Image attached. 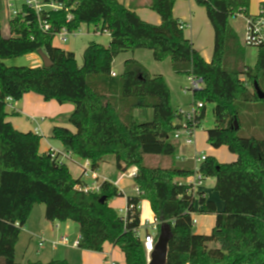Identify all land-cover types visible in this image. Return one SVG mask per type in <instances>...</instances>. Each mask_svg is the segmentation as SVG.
I'll return each mask as SVG.
<instances>
[{
	"label": "trees",
	"instance_id": "16d2710c",
	"mask_svg": "<svg viewBox=\"0 0 264 264\" xmlns=\"http://www.w3.org/2000/svg\"><path fill=\"white\" fill-rule=\"evenodd\" d=\"M46 1L77 2L74 20L67 24L65 11L53 12L47 18L52 28L44 32L37 15L27 11L24 18L6 19L10 34L5 37L0 15V264H23L16 260V245L36 205L45 206L50 222L78 224L79 249L102 252L109 243L121 250L125 264H148L137 233L143 201L150 203L163 225L171 226L166 264H264V98L255 90L258 85L264 95V44L258 47L256 65L249 68L246 47L230 23L239 15L253 17L251 0H197L214 30L210 62L180 28L183 23L174 16L177 0L145 4L160 16L159 25L143 21L134 7L119 0ZM82 24L107 31L110 43L90 42L79 67L75 53L54 46V40L62 27L72 31ZM139 49L150 50L157 62L170 59L178 75L203 80L193 104L203 103L200 122L212 106L215 120L207 141L214 149L224 146L236 156L231 163L208 157L202 164L205 178L215 180L223 211L205 193L198 203L189 193L193 167L190 161L177 160L187 153L170 141L180 115L173 110L163 75H153L136 58H129L122 73L112 76L115 59ZM40 50L54 65L5 64ZM28 93L75 106L68 120L74 130L55 126L51 133L64 152L88 160L95 170L108 156L114 157L120 171L136 168L134 182L140 195L127 197L134 208L126 217L111 206L112 200L124 197L116 185L104 181L99 193L75 189L84 184L82 175L74 178L67 163L59 164L49 152L41 153L39 134L19 131L7 121V99L18 102ZM140 109L151 110V120L140 122L135 116ZM148 155L172 163L148 166ZM103 197L106 201L101 203ZM193 214L215 215L212 234L193 231ZM26 264L70 263L62 259Z\"/></svg>",
	"mask_w": 264,
	"mask_h": 264
},
{
	"label": "crops",
	"instance_id": "0c3cea01",
	"mask_svg": "<svg viewBox=\"0 0 264 264\" xmlns=\"http://www.w3.org/2000/svg\"><path fill=\"white\" fill-rule=\"evenodd\" d=\"M193 1L194 0H188V4H187L189 8L188 13L181 11L175 4L174 16L175 18L181 20V22L184 25H186L184 28L185 37H187L189 40L192 41L195 48L201 53L204 60L206 62H210L213 56V49H214V30L210 23L213 35L210 34L209 37H207V40H205L204 42L203 36L202 34L199 35V30H198L199 29L198 17L200 15V10L198 8V4ZM119 2L124 4L125 6L131 5L132 7H134L136 13L143 21L150 23V24H154V25H159L161 23L160 16L156 12L150 10L149 8L145 6L148 0H119ZM259 2H260L259 12L252 13L249 10L250 15L257 16L260 13L261 3L263 2V0H259ZM205 13H206V10H205ZM206 16H207V13H206ZM208 22H211V21H209L208 19ZM230 23L232 27L234 28V30L239 35L241 43L243 44L245 31H246V23H247L246 17L243 15H239L237 18L232 19ZM205 29L207 30L209 34L208 26H206ZM54 46L59 47L55 43H54ZM70 50L67 49V51H70ZM139 50H136V52H133L132 54L133 56L128 57L125 60L129 58H134V59L136 58V60L142 64L141 58L137 55ZM30 55L31 56L28 59L31 63H28V65L26 66L36 67V66H40L43 64L42 59L40 58L38 54L32 53ZM24 62L26 61L20 60L16 65L25 66V65H20V64H25ZM16 65H9V66H16ZM113 72L115 71L113 70ZM74 109H75V106L72 103L59 104L57 101L53 99L52 101L47 102L40 95H36L35 93H28L23 97L21 101L13 102L7 105L6 112L8 114L7 121H9L16 129H19V131H22V132L32 131L36 133L35 132L36 129L39 128L40 129L39 135L42 137L41 142H40V152L47 153L51 148H58L64 151L63 145L59 141L51 138V133L55 126L68 127L71 130H74L68 121L69 116L74 111ZM148 114L149 116L152 117L151 110L148 112ZM63 116H65V118H63ZM196 148L198 149V143L196 144L195 147L190 148L189 151H186L184 149V152H191L192 150V152L190 153L192 154ZM235 160H236V156H235ZM108 165L109 164L107 161L102 163L98 169V173L100 174L101 178H105L107 181L112 182L114 185H116L120 189V191L124 194L123 198L126 199V203H127V197L137 195L136 194L137 187L136 186L134 187L135 195L128 192L127 189H123L122 181L118 179V177L115 181L111 179V176L113 175L110 174V171L107 169ZM214 185H215V180H214L213 187ZM205 194L207 195L209 200H212L215 202L218 211H223L224 203L220 199L219 194L217 192L212 191V193L210 194V192L205 188ZM114 201L115 199L111 201V206L115 208V206L113 205ZM147 203L149 207V214L146 215L144 219H142V216H141V221H144L145 219L151 218L154 216V213L152 212L151 207H150V203L148 201ZM124 208L121 209L123 212H124L123 210ZM140 209L142 212V208ZM42 211L43 212H41V209H39L37 212V217H36L35 207H34L32 214L29 218V221L27 222L26 226L21 231V236L29 237L32 239L34 237L42 235L48 238L51 244L53 242H58L60 238L65 236L64 235L65 232L69 231L68 223L50 222L45 218L46 211L45 210H42ZM41 213L43 215L42 217H41ZM193 216H194L193 218L196 220V223L194 224V227H193V231L196 234H205V235L212 234V230L214 229L215 222H216L215 215L196 214ZM144 233H145V230L142 229L141 234L144 235ZM78 237H79V232H78L77 239ZM42 241H44L45 243L46 240L42 239ZM73 243H71L69 240V244L67 246L63 244L58 245V246L63 247L61 250L50 248L49 250H46V251L43 250V251L38 252L36 257H33L30 254L28 255V250L25 251V255L29 256L28 258H29V261L31 260V262H36V261L48 262L51 260H62V259L64 260L65 259L69 261L70 264H78L76 263V262H79L77 260L81 259V261H83V264H125L124 255L121 252V250L118 247H115L109 243H106L105 246L109 244L110 247L112 248L107 251H104V248H103L102 252L81 250L77 247H74ZM19 244H20V240L18 241L16 245V260H17V251L19 248ZM43 245L40 247H43ZM115 251H119L118 254H116ZM32 260H36V261H32Z\"/></svg>",
	"mask_w": 264,
	"mask_h": 264
},
{
	"label": "rangeland",
	"instance_id": "374dc122",
	"mask_svg": "<svg viewBox=\"0 0 264 264\" xmlns=\"http://www.w3.org/2000/svg\"><path fill=\"white\" fill-rule=\"evenodd\" d=\"M193 2L197 3V0H194ZM187 4H188V0H177L176 2L177 7L181 11L186 12V13L189 12V8ZM250 5L251 7L249 10L252 13L259 12V6H260L259 0H251ZM198 8L200 10V15L198 17L199 35L202 34L203 40L205 42V40H207V37H209L210 34L213 35L212 28H211L210 22H208V19L205 13V8L199 5H198ZM0 15L2 17L1 19L2 20L1 21L2 30H3L2 34L5 37L9 36L10 34L9 28H8V24L6 23V18H5L7 14L5 13V10H4L3 0H0ZM206 26H208L209 34L207 30L205 29ZM95 30L96 28L93 25L88 26L87 24H82L80 28L78 29V35L76 37H71L67 43H60L58 38H55L54 43L64 50L71 49V51H73L76 55L77 64L79 65V67H81L83 64L84 50H86L85 48L90 42H96V43L102 44L103 46H107L109 44L110 35L107 33H96ZM132 54L133 52L123 53L115 59L113 63V70L118 75L121 74L123 71L122 67H123L124 60L128 57H132L133 56ZM137 55L141 58L142 64L145 66V68L148 71H150L153 75H163V77L165 78L167 82V86H169L171 90V105L173 107V110L175 112L181 111L183 113L193 112L195 109V106L193 104L194 103L193 102L194 91L192 89H189L190 82L188 80V76L176 74L172 69V64H171L170 59H167L163 62L155 61L153 58L152 52L148 49H140ZM30 56H31L30 54H27L25 56H22V58L16 57V58L8 59L5 61V64L16 65L20 60L21 61L25 60L26 61L24 62L25 64H20V65L26 66L28 65V63H31L28 59L30 58ZM257 57H258L257 47H250V46L246 47V65L249 68L254 67L256 65ZM149 111L150 110H142V109L137 110L135 112V116L140 122H147L151 120L150 118L151 116H149L148 114ZM63 118H65V116H63ZM214 120L215 119H213V115H212V106H208L205 119L201 122L200 128L197 131L198 150L204 151V153L207 154L209 157H215L216 160L221 164L231 163L235 161V156L231 154L226 147L223 146L219 149H214L213 147L210 146V144L207 141V136H208L207 131L213 128ZM170 135H171L170 141L175 146L180 148L182 152H184V149L186 151L190 150V147L181 148L180 142L175 140L172 134ZM54 149H56L57 152H60V153L63 152L62 149H58V148H54ZM191 152H186V153L189 155ZM106 161L109 164L107 169L110 171V174L113 175L111 176V179L115 181L118 177V179L122 181L123 189H127L128 192L135 195L134 187L136 186V184L134 182V179L127 177L124 171H120L116 168L113 156H108ZM187 162L189 161H186V162L181 161L180 163H187ZM65 163H67V166L74 178L80 177L82 173V168H81L82 160L79 157L73 156L72 159H66ZM171 163L172 162L169 158H164V157H159V156H149L148 155L145 158V164L148 166L168 167L171 165ZM131 168L133 169V167ZM85 179L86 181H91L90 174L85 176ZM213 184H214L213 178L206 179L204 183V187L210 192V194L212 193V191L216 192L214 190ZM113 205L115 206L118 213L121 216H123L124 212L121 209L124 208V206L126 208V205H127L126 199H124L123 197H118L115 199ZM125 208L123 210H125ZM140 208H142L141 216H142V219H144V217L149 214V207H148L147 201H144L141 204ZM39 209H41V212H43L42 210H45V206L44 205L35 206L36 217H37V212ZM42 216L43 215L41 213V217ZM66 223H68L69 231L68 232L66 231L64 235L69 238L71 243L76 242L78 232H79L78 224L74 221H67ZM41 238L46 240L43 247H40V242L42 241ZM19 240H20V244H19V248L17 251V262L23 263V264H26L29 261V258H28L29 256L25 255V251L27 250H28V255L30 254L33 257H36L37 253L40 251H43V250L46 251V250H49L50 248L61 250L63 248L61 246L53 247L52 245L53 243L51 244L50 240L42 235L31 239L29 237H22L20 234ZM111 248L112 247H110L109 244H107L106 246L104 245V251H107ZM118 252L119 251H115L116 254H118ZM32 261H36V260H32ZM77 261L79 262H76V263L83 264V261H81V259H78Z\"/></svg>",
	"mask_w": 264,
	"mask_h": 264
},
{
	"label": "built area",
	"instance_id": "2783aa9c",
	"mask_svg": "<svg viewBox=\"0 0 264 264\" xmlns=\"http://www.w3.org/2000/svg\"><path fill=\"white\" fill-rule=\"evenodd\" d=\"M72 1V0H70ZM3 6L7 20H12L17 17H26L27 11L33 12L37 15L40 28L44 32H49L52 28L51 24L47 21L49 15L53 12L65 11L67 14L66 23L69 24L74 20L73 11L77 8V2H72L70 5L59 3L56 1H46V0H3ZM246 31L244 36L243 45L245 47H259L264 44V10H261L257 16L251 18L246 17ZM186 25L181 24L180 28L184 29ZM96 33H107V31H101L100 29L95 30ZM78 35V30H70L68 26L62 27L59 31L55 33V38H58L59 42L67 43L71 37H76ZM112 76L116 77L117 74L112 72ZM190 82L189 89H192L194 92L201 90L203 88V80L201 78L190 76L188 77ZM12 98L7 99V105L13 103ZM195 109L191 113H183L178 111L180 117H178L175 122V130L172 132L173 138L180 142L181 148H192L197 144V131L200 128L201 122L199 117L201 116V111L203 108V103H196ZM36 134H40V129H36ZM51 154L53 159H56L59 164H66V159H72L73 156L66 152H57L56 149L51 148L48 151ZM208 155L204 151H199L197 148L192 153L191 156L181 154L177 157V160L186 162L190 161L192 164V175L187 181L189 187V193L191 194L195 203H198L201 194L205 193L204 183L206 178L202 172V164L208 159ZM82 181L84 184L76 185L75 189L88 192H98L100 191L101 185L104 181H107L105 178H101L98 170L92 168L91 163L88 160H82ZM125 175L129 178L136 176L137 170L128 169L125 171ZM90 174L91 181H86L85 176ZM136 194L140 195V191L136 188ZM133 205L126 206L124 210V217L127 216L128 210L133 209ZM195 215V214H193ZM193 223H196V220L193 218ZM163 225V222L156 217L155 215L151 218H147L144 221H141L140 227L138 229V236H140L144 250L148 256V261L150 256L153 253L156 243L158 241L160 228ZM144 229V235L141 234V230ZM78 239L73 243L74 247L78 248ZM44 244V241L40 242V246ZM59 244L67 246L69 244L68 237L64 236L60 238L58 242H53V246L56 247Z\"/></svg>",
	"mask_w": 264,
	"mask_h": 264
},
{
	"label": "water",
	"instance_id": "95a60500",
	"mask_svg": "<svg viewBox=\"0 0 264 264\" xmlns=\"http://www.w3.org/2000/svg\"><path fill=\"white\" fill-rule=\"evenodd\" d=\"M37 54L42 59L44 67H51L52 65H54L49 59V57L42 50L38 51ZM255 90L260 98H264V95L258 85H256ZM236 128L238 129L237 123H236ZM105 201H106V198L103 197L101 199V203H104ZM171 239H172L171 226L167 224L161 226L158 241L156 243L153 253L150 256V260L148 264H166L167 263V257H168V251H169L168 248H169Z\"/></svg>",
	"mask_w": 264,
	"mask_h": 264
}]
</instances>
